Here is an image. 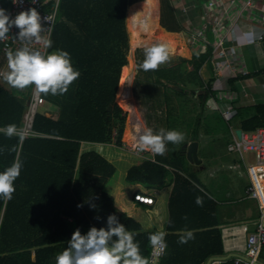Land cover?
I'll list each match as a JSON object with an SVG mask.
<instances>
[{
  "label": "trees",
  "instance_id": "1",
  "mask_svg": "<svg viewBox=\"0 0 264 264\" xmlns=\"http://www.w3.org/2000/svg\"><path fill=\"white\" fill-rule=\"evenodd\" d=\"M136 1L59 0L49 53L68 52L81 75L66 94H43L59 115L54 119L39 112L33 125L38 136L21 140L19 135L9 139L0 134V148L15 146L14 152H0V172L14 161L22 164L13 198L0 199V264H55L77 229L86 234L91 227L106 228L109 215L117 216L133 233L149 263L152 246L148 237L158 231L144 229L135 212L144 208L151 213L155 205L142 203L136 196L152 198L151 189L172 182L167 250L159 264H205L210 257L224 254L217 203L185 175L184 149L173 157L170 145L171 159L157 155L156 161L140 159L124 149L130 142V110L118 99L133 71L126 19L129 6ZM170 9L175 25L167 29L179 32ZM211 52L208 48L176 66L148 72L179 86L176 92L181 97L194 94L197 88L214 96L212 82L206 86L200 76ZM29 96V89L15 93L0 84V127H22ZM202 98H198L200 111ZM237 112L243 131L264 128V104ZM201 116L202 111L191 134L193 140L198 139ZM197 197H202V206L197 205ZM187 220L191 222L178 226ZM189 233L192 238L187 243H178ZM225 264L234 262L231 258Z\"/></svg>",
  "mask_w": 264,
  "mask_h": 264
},
{
  "label": "crops",
  "instance_id": "2",
  "mask_svg": "<svg viewBox=\"0 0 264 264\" xmlns=\"http://www.w3.org/2000/svg\"><path fill=\"white\" fill-rule=\"evenodd\" d=\"M0 1L5 9H10L11 0ZM44 1H46L44 8L47 11H50L54 5L59 3V0ZM141 1L143 0H137L134 3ZM169 1L181 30L176 32L161 28L165 33L176 36L179 43L178 48L186 39L183 35H186L192 46L196 47V50L192 53L188 51L190 52L189 57L183 54L177 58L170 54L168 62L161 65L160 68L176 66L184 59H192L195 53H204L208 48H211V56L202 65L200 76L206 86L208 82H212L215 95L207 96L205 88H197L194 94L190 93L185 97H181V94L177 93L181 89L179 86L168 83L164 78L158 79L154 73H149L148 77L145 76L140 82L138 81L137 88L134 85V82L137 83V76L134 74L132 75L133 80L130 91L136 106L128 108L126 105L128 109L132 110L131 114L133 116L131 117L132 129H130V137L132 136L131 133L134 125L137 123L135 121L136 115L141 122V130L150 128L154 133L158 132L161 128L170 130V125L176 122L179 123L181 128H190L187 131L186 139L182 143L167 144V151L164 155L160 156L165 159H171L170 145L173 146L171 148V150L173 149V157L178 155L180 149H184L188 163L185 166L186 174L184 172L181 173L189 176L202 191L217 203V219L221 229L224 254L222 256L210 257L205 264H225L229 259L232 258L233 260L235 256L244 253L248 236L254 230L256 222L263 212L260 209L259 203L249 198L246 193L247 188L252 182L253 175L256 173L253 165L254 155L251 153L245 154L243 157L238 153V157L232 155L233 152L229 150V145L233 141L234 135H237V129L241 128L237 121V115L229 122L224 118L223 111L228 105L238 110L246 106L264 104V0H251V4H248L249 0H183V3H180L176 7L171 0ZM158 2L159 22L161 20V0H158ZM210 2L214 3L213 7L209 6ZM196 31H199L200 37L197 36L198 32ZM190 34L192 37L189 36ZM223 36H225L227 56L221 58L215 53L213 44L219 37ZM261 36H263V39H260ZM187 49L190 50L188 47ZM188 69H191L190 65H188ZM4 71H7V54L3 53L0 47V72ZM147 80L150 83H146ZM3 81L2 77L0 84L15 93H22L24 90L29 89L31 94V87L18 90L6 82L3 83ZM146 84L150 85V88L153 89V94L147 95L145 93ZM200 95H203L200 102L204 104L201 111L205 110L206 113L211 112L210 116L201 117L198 124L200 129L201 124L204 122L203 120H206V118H208V123L217 119V116H220L226 122L231 134V141L227 147L228 152L216 156L219 157L218 159L222 163L212 168L210 171L211 179H208L204 175H196V172L197 174L203 173L206 169L203 159L199 155L200 143L207 144L210 139L212 141L215 140L214 137L210 136L208 138V134L200 133L199 130L198 139H192L191 134L196 127L197 119L193 123H190V121L196 115L198 118V114L201 113L198 108V98ZM47 109L48 111H46L45 115L54 119L58 117V110L49 106ZM170 110L172 112H169ZM148 114L151 115L150 123L146 119ZM209 117L214 120H211ZM208 130H210V127ZM242 132L246 131L242 130ZM194 141L199 143L198 157L202 161L201 164L191 163L187 157V145ZM129 144L131 145V143ZM131 148L133 149V146L129 147L128 144L124 147L129 154L135 155L140 159L156 161V154L148 151L136 153ZM245 178L249 180L248 183L243 181ZM218 181L225 184H219ZM173 186L172 182L162 188L151 189L150 195L154 199V210L151 213H145V209L143 208L135 212L137 214L136 219L140 221L143 228L146 230L156 228L159 233L163 234L164 241L168 233L170 220L168 203ZM140 195L141 197L151 198V196H146L145 194ZM148 205L151 206L150 203ZM129 206L133 207L131 204ZM118 207H121V205H118ZM188 221L180 222L178 226L191 222ZM212 258L216 259L211 260ZM148 264H159V260L154 262L150 258ZM260 264H264V253L260 254Z\"/></svg>",
  "mask_w": 264,
  "mask_h": 264
},
{
  "label": "clouds",
  "instance_id": "3",
  "mask_svg": "<svg viewBox=\"0 0 264 264\" xmlns=\"http://www.w3.org/2000/svg\"><path fill=\"white\" fill-rule=\"evenodd\" d=\"M13 3H17V0H13ZM32 3L35 4V0H32ZM43 19L48 21L47 17ZM12 28L19 29L18 35L14 38L25 46L15 52L11 50L7 52V71L0 72L3 80L18 90L31 87L37 95L66 94L70 86L80 78L81 73L73 67L68 52L58 51L45 56L28 46L33 43L45 48L52 46V42L42 35L45 27L36 8L22 11L14 19L5 9L0 8V41L7 39ZM47 30L50 31L51 28ZM169 58L170 50L165 44L146 47L140 67L146 72L155 71L168 62ZM137 131L139 134L134 148L156 155H164L167 144H180L185 139L184 134L176 130L161 128L154 133L148 128ZM0 134L11 139L18 136L19 132L15 124H9L0 127ZM3 151L14 152L15 146L11 149L0 148V152ZM21 169L22 164L14 161L0 172V199L9 201L13 198L16 191L15 181L21 175ZM196 203L202 206V197H197ZM191 238L190 233L188 236L182 235L178 243L185 244ZM148 239L154 249L164 245L162 233H152ZM55 264H148V261L142 256L133 233L118 221L117 216L109 215L106 228L91 227L86 234L77 229L68 241L66 249L57 255Z\"/></svg>",
  "mask_w": 264,
  "mask_h": 264
},
{
  "label": "built area",
  "instance_id": "4",
  "mask_svg": "<svg viewBox=\"0 0 264 264\" xmlns=\"http://www.w3.org/2000/svg\"><path fill=\"white\" fill-rule=\"evenodd\" d=\"M46 1L44 0H35V4L32 3V0H17V3H13L11 0V7L9 10L5 9L3 4L0 1V8L6 10V13L15 18L17 14L22 11H27L31 8H36L42 17L43 27H45V32L42 35L52 40L54 28L57 20L58 4L54 5L50 11L45 10ZM248 4H251V0L248 1ZM210 7L214 6L213 2L209 3ZM47 17L48 21L43 18ZM51 28L48 31V28ZM19 29L12 28L8 34L7 39L0 41V47L3 53H6L11 50L15 52L16 50L21 49L23 45L20 41L15 39L18 35ZM200 37V34H197ZM263 39V36L260 37ZM207 43V42H206ZM31 50L39 51L42 55H48L49 48H45L40 44L33 43L28 45ZM215 53H217L221 58L227 56L225 48V36L219 37L216 42L213 44ZM2 76H0V79ZM47 101L43 94H35L33 88L31 94L27 101V108L24 113L23 125L18 129L19 136L22 137L21 140H24L27 137H36L39 134L33 129L34 120L36 115L39 113V108L46 105ZM237 115V110L235 107L228 105L223 111V116L227 121H232ZM132 149V148H131ZM136 153H141L138 149H132ZM229 150L240 154L242 157L245 154L254 155V168L256 173L253 175L252 182L247 188V196L253 200H256L259 203L260 209L263 211L260 215V218L256 222L254 230L249 234L247 239V245L244 250V253L237 255L233 258L234 264H260V254L264 247V128H258L255 131L242 132L241 138L237 135H234L233 141L229 145ZM136 199L141 200L143 203H153L152 198L141 197L137 195ZM144 200V201H143ZM149 201V202H148ZM167 250L166 243L158 248L152 247L151 260L156 262L161 259Z\"/></svg>",
  "mask_w": 264,
  "mask_h": 264
},
{
  "label": "rangeland",
  "instance_id": "5",
  "mask_svg": "<svg viewBox=\"0 0 264 264\" xmlns=\"http://www.w3.org/2000/svg\"><path fill=\"white\" fill-rule=\"evenodd\" d=\"M173 5L176 7V6H179L180 3H183V0H171ZM182 6V5H181ZM185 6V5H184ZM171 8V5H170V1L169 0H161V20L159 21V25L160 27H163L165 29H167V27H174L175 23L173 21V15H172V10L170 9ZM177 10V8H175ZM128 12V10H127ZM126 26H127V30H128V33H129V42H130V38H131V33L128 29V19H126ZM199 33V31H196ZM186 39L183 43H181L179 45V51L178 53L176 54H171L172 56L174 57H177L179 58V56L181 55H185L186 57H189L190 55V52H194V50H196V47H194V45L192 46V43L189 41V39H187L188 37H186V35H183ZM189 36L192 37V35L190 34ZM181 37V36H180ZM183 37V38H184ZM143 41L145 42V44L141 45V47H137L136 49H132L133 53H134V64H133V68L134 70L132 71V75H136L137 76V83L134 82V85L137 86L138 88V81L140 82L141 79H143L145 76L148 77L149 75V72L147 71H144L140 65L142 64L143 60H144V49L146 47H150V46H153L152 42L150 41L149 37L147 36H143ZM131 47V45H130ZM190 48L189 49H187ZM190 51V52H188ZM54 53V52H53ZM48 54H51V53H48ZM151 75V74H150ZM127 79V78H126ZM3 83H5V81H3ZM146 83H150L148 80L146 81ZM124 86H125V82H124ZM147 87H145V93L147 95H150V94H153L154 91L153 89L150 88V85L146 84ZM124 88V87H123ZM170 92H171V89H170ZM120 101V98L118 99ZM121 104H123L125 107L126 104H124L122 101H120ZM138 103V102H137ZM48 105H44L42 107L39 108V112L41 113H46V111H48L47 109ZM131 107V106H128V108ZM132 108V107H131ZM209 109V108H208ZM130 110V122H129V129H132L131 127V117L132 116V110ZM52 111V110H51ZM54 111V110H53ZM50 113V112H48ZM47 113V114H48ZM52 113V112H51ZM211 112L209 111L208 113L205 112V110L202 112V116L203 118L205 117H208L210 116ZM135 114V113H134ZM49 115V114H48ZM208 115V116H207ZM54 116V115H53ZM150 118H151V115L148 114L146 119H147V122L150 123ZM210 118V117H209ZM217 119H213V118H210L211 120H214V121H211V122H208L207 123V119L206 120H203L204 122L201 124V129H200V126H198V130L200 133H205V134H208L207 137L209 138L210 136L211 137H214L215 140L212 141L211 139L209 140V143L207 144H202L200 143V149H199V155L201 156V158L203 159V163H204V167H206L205 171L202 173H198L196 172V175H204L205 177H207L208 179L210 178L211 179V176H210V171L212 170V168L218 166V165H221V161L218 159L219 157H216V156H220L221 153H225V152H228L227 150V147H228V143L231 141V134H230V130L226 124V122L224 120L221 119L220 116H217L216 117ZM161 119L164 120L163 117H161ZM197 119V115L195 117H192L190 123H193L195 120ZM134 120V118H133ZM163 127H164V124H163ZM210 127V130H208V128ZM170 130H176V131H180L184 134V137L186 139L187 137V131L190 130L189 127H184V128H181L179 126V123L176 122L175 124L173 125H170ZM131 132V131H130ZM132 134V133H131ZM131 138L132 136L130 137V142H127L128 146L130 147L131 145L134 146L135 142L133 143L131 141ZM184 139V140H185ZM211 141V142H210ZM201 142V141H200ZM131 143V145L129 144ZM180 148V147H179ZM233 156L235 157H238L237 153L233 152L232 154ZM221 181V180H219ZM218 181V182H219ZM244 182H249V180H247V178L243 179ZM218 182H214V183H218ZM222 183V182H219V184ZM225 183H222V185H224Z\"/></svg>",
  "mask_w": 264,
  "mask_h": 264
},
{
  "label": "bare ground",
  "instance_id": "6",
  "mask_svg": "<svg viewBox=\"0 0 264 264\" xmlns=\"http://www.w3.org/2000/svg\"><path fill=\"white\" fill-rule=\"evenodd\" d=\"M158 0H143L129 6L127 12L128 29L131 33L130 45L132 49L141 47L145 44L143 36L149 37L152 45L165 44L170 50V54L178 53V41L176 36L167 34L159 25L158 15ZM133 76L130 75L125 79V86L120 94V101L128 106H136L132 98L130 87L132 84ZM134 128L132 130L131 141L136 143L138 138L137 129L141 130V122L138 116L135 117ZM134 147V146H133ZM149 202V201H148Z\"/></svg>",
  "mask_w": 264,
  "mask_h": 264
},
{
  "label": "water",
  "instance_id": "7",
  "mask_svg": "<svg viewBox=\"0 0 264 264\" xmlns=\"http://www.w3.org/2000/svg\"><path fill=\"white\" fill-rule=\"evenodd\" d=\"M236 133H237V136L241 138L242 130L237 129ZM198 146H199V143L197 141L191 142L190 144L187 145V157L191 163L201 164L202 162L201 159H199L198 157ZM213 259H216V258H212L211 260Z\"/></svg>",
  "mask_w": 264,
  "mask_h": 264
}]
</instances>
